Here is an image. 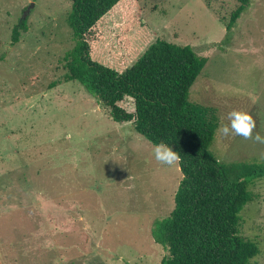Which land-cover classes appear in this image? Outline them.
Returning <instances> with one entry per match:
<instances>
[{"label": "rangeland", "instance_id": "1", "mask_svg": "<svg viewBox=\"0 0 264 264\" xmlns=\"http://www.w3.org/2000/svg\"><path fill=\"white\" fill-rule=\"evenodd\" d=\"M237 5L125 0L99 23L92 58L122 72L158 40L189 46L207 60L189 100L215 109L219 126L246 111L264 136V0L227 32ZM70 9V0H0V264H160L167 253L152 229L174 208L179 164L160 165L131 123L65 81ZM121 106L134 110L129 99ZM211 150L223 162H264V144L217 131ZM250 189L239 232L259 249L250 264H264V177Z\"/></svg>", "mask_w": 264, "mask_h": 264}, {"label": "trees", "instance_id": "2", "mask_svg": "<svg viewBox=\"0 0 264 264\" xmlns=\"http://www.w3.org/2000/svg\"><path fill=\"white\" fill-rule=\"evenodd\" d=\"M70 1L66 23L75 45L64 56L65 81L79 82L114 122L131 123L152 145L163 142L180 153L174 208L152 229L167 253L160 264H250L259 249L240 235V213L255 199L250 186L264 177V162H223L212 152L219 117L189 100L207 60L189 46L158 40L122 72L100 64L92 58L99 23L125 0ZM251 1L236 0L227 32ZM20 30L26 31L25 22L13 30L12 44L19 42ZM126 99L133 112L121 106Z\"/></svg>", "mask_w": 264, "mask_h": 264}, {"label": "clouds", "instance_id": "3", "mask_svg": "<svg viewBox=\"0 0 264 264\" xmlns=\"http://www.w3.org/2000/svg\"><path fill=\"white\" fill-rule=\"evenodd\" d=\"M226 119L229 123H221L217 128V133L222 137L239 136L245 140H253L257 143L264 144V136L259 133L253 134L256 128V122L246 111H231L227 114ZM146 139V138H145ZM147 143L152 144L151 141ZM154 159L162 166L172 167L177 165L181 156L177 151L166 143L152 145Z\"/></svg>", "mask_w": 264, "mask_h": 264}]
</instances>
